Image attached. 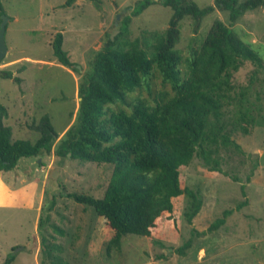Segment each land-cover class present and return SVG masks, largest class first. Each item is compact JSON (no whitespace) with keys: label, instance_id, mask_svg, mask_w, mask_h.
<instances>
[{"label":"rangeland","instance_id":"1","mask_svg":"<svg viewBox=\"0 0 264 264\" xmlns=\"http://www.w3.org/2000/svg\"><path fill=\"white\" fill-rule=\"evenodd\" d=\"M66 1L0 0L2 15L8 18L4 34L8 51L0 61V104L4 107L0 122L11 128L13 139L35 141L37 125L45 114L61 136L75 119L83 75L108 37L115 40L122 31L117 46L137 38L149 49L155 42L152 34L164 31L172 15V9L160 0L136 15L132 9L139 0H74L69 5ZM192 1L199 6L213 4L215 10L196 33L190 18L180 21L177 47L183 56L219 18L252 43L264 59V4L230 23L228 12L216 0ZM126 16L130 18L124 26ZM58 32L73 67L80 66L77 72L53 55L52 41ZM253 67L246 62L234 73L235 83L246 85ZM258 80V94L250 100L260 109V123L251 125L248 134L236 130L231 135L244 153L223 149L216 173L197 156L181 170L184 185L198 191L202 199L191 224L183 214L188 204L183 194L178 199V231L164 227L151 238L126 234L121 248L108 254L106 243L114 231L106 219L67 194L102 197L113 165L53 152L22 157L12 170L0 171V264L10 254L14 258L9 264H51L42 251L43 238L61 245L60 255L68 264H264V165L259 164L264 152L263 73ZM52 169H57L54 188L48 176ZM227 209L230 214L224 223L210 230ZM188 239L190 247L179 254L177 249Z\"/></svg>","mask_w":264,"mask_h":264},{"label":"trees","instance_id":"2","mask_svg":"<svg viewBox=\"0 0 264 264\" xmlns=\"http://www.w3.org/2000/svg\"><path fill=\"white\" fill-rule=\"evenodd\" d=\"M153 2L139 0L132 14ZM160 2L172 9V15L164 31L152 34L155 42L149 49L137 38L117 46L120 31L115 40L108 37L96 53L79 87L75 119L61 136L46 114L40 118L39 137L33 142L13 139L11 128L0 122V171L12 170L22 157L52 152L113 165L102 197L67 194L106 219L114 231L106 243L108 254L121 248L126 234L151 238L164 227L178 231V199L183 194L188 198L183 214L191 224L202 199L198 191L184 185L181 170L197 156L211 165V171L219 172L223 149L244 153L231 135L236 130L248 134L251 125L260 123V109L250 97L258 94L264 59L252 43L216 18L199 44L190 45L188 55L183 56L177 47L180 21L190 18L196 33L215 6H199L192 0ZM262 4L264 0H216L228 12L230 23ZM3 13L0 2V16ZM129 18L122 22L124 26ZM52 51L60 64L78 71L63 49L60 32L52 41ZM246 62L254 67L248 83L238 85L234 73ZM3 109L0 104V111ZM53 204L54 199L50 208ZM229 214L230 210H224L209 229H216ZM52 228L63 233L55 224ZM42 240V251L51 264H68L60 255V244ZM190 243V239L184 242L177 249L179 254L184 255ZM13 258L10 254L1 264H9Z\"/></svg>","mask_w":264,"mask_h":264},{"label":"water","instance_id":"3","mask_svg":"<svg viewBox=\"0 0 264 264\" xmlns=\"http://www.w3.org/2000/svg\"><path fill=\"white\" fill-rule=\"evenodd\" d=\"M0 17H1V21H0V61H1L2 58L5 56V54L8 51V48H7L6 43H5V38H4V34H5V30H6V23L8 21V18L2 14ZM111 39H113V36H111ZM76 67L80 70L79 65H76ZM259 164L264 165V152L261 155H259ZM48 176L53 180V188L56 187V185H57V180H56L57 169H52Z\"/></svg>","mask_w":264,"mask_h":264}]
</instances>
